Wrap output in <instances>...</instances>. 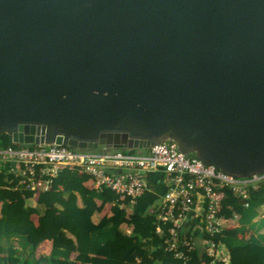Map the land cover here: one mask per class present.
<instances>
[{
  "label": "water",
  "instance_id": "water-1",
  "mask_svg": "<svg viewBox=\"0 0 264 264\" xmlns=\"http://www.w3.org/2000/svg\"><path fill=\"white\" fill-rule=\"evenodd\" d=\"M4 133L263 174L264 0H0Z\"/></svg>",
  "mask_w": 264,
  "mask_h": 264
},
{
  "label": "trees",
  "instance_id": "trees-1",
  "mask_svg": "<svg viewBox=\"0 0 264 264\" xmlns=\"http://www.w3.org/2000/svg\"><path fill=\"white\" fill-rule=\"evenodd\" d=\"M8 146L18 145L4 133L0 135V148ZM89 179L85 173L64 168L53 180L50 191L35 194L17 188L18 177L0 164V264L211 262L207 252L198 254L196 248L185 252L187 259L177 257L175 251H168L165 240L169 224L158 221L159 209L146 215L129 212L110 189L87 187ZM32 200L36 205H31ZM262 204L264 182L257 188H249L245 199L225 189L220 215L227 219L238 216L239 226L223 228L216 239L227 249L230 264H264V238L246 240L241 237L247 219L252 221L257 216V211L250 206ZM107 207L109 212L95 221V216ZM159 227L161 233L157 232ZM46 240L53 241L50 253L38 254L37 249Z\"/></svg>",
  "mask_w": 264,
  "mask_h": 264
},
{
  "label": "built area",
  "instance_id": "built-area-1",
  "mask_svg": "<svg viewBox=\"0 0 264 264\" xmlns=\"http://www.w3.org/2000/svg\"><path fill=\"white\" fill-rule=\"evenodd\" d=\"M0 164L18 177L17 188L35 194L50 191L62 169L77 170L89 175L98 189L113 191L127 210L150 190L149 175L163 172L168 187L157 218L160 223L169 224L165 247L175 251L177 257L187 259L185 252L196 247L183 227L195 206L202 205L209 264H230L227 249L216 239L228 220L220 215L225 189L245 199L249 188H257L264 182V173L248 178L228 175L196 156L181 152L173 141L154 145L139 156L125 150L81 151L56 144L8 146L0 148ZM157 232L161 233L160 227Z\"/></svg>",
  "mask_w": 264,
  "mask_h": 264
},
{
  "label": "crops",
  "instance_id": "crops-1",
  "mask_svg": "<svg viewBox=\"0 0 264 264\" xmlns=\"http://www.w3.org/2000/svg\"><path fill=\"white\" fill-rule=\"evenodd\" d=\"M148 180L150 182V190L136 200L135 204L128 210L129 212L134 211L141 215H146L160 208L164 191L168 187V178L163 172H154L149 175ZM86 186L89 188L96 187L91 178L86 182ZM31 205H36L35 200L31 201ZM245 207H248V205L245 204ZM250 208H254L253 210L257 211V216L252 221L247 219V226L241 234V237L246 240L251 237L264 238V204L256 207L252 205ZM105 214L106 213L103 215H96L95 221L100 220ZM36 219L37 218H35V220ZM237 226H239V217L236 215L235 217L228 219L223 225L224 228L230 229ZM183 229L185 233L192 236L198 254L205 253L207 247L202 205L198 204L195 206L185 222ZM52 247L53 242L46 240L39 246L37 251L40 252V250L43 249L41 254H49Z\"/></svg>",
  "mask_w": 264,
  "mask_h": 264
},
{
  "label": "rangeland",
  "instance_id": "rangeland-1",
  "mask_svg": "<svg viewBox=\"0 0 264 264\" xmlns=\"http://www.w3.org/2000/svg\"><path fill=\"white\" fill-rule=\"evenodd\" d=\"M95 151H96V152H99L100 150H95ZM110 151H113V150H110ZM127 153L139 156V155H144V154H146L147 151H145V150H135V151L132 152V153H131L130 151H127ZM108 212H109V207L106 208V210L102 213V215H103L104 213H108ZM149 212H151V211H149ZM48 241L53 242L52 240H48ZM41 251H43V249H41L40 252L37 251V253H38V254H41Z\"/></svg>",
  "mask_w": 264,
  "mask_h": 264
}]
</instances>
